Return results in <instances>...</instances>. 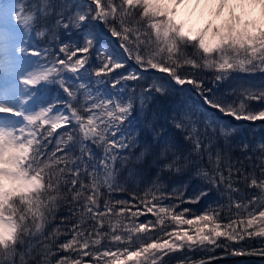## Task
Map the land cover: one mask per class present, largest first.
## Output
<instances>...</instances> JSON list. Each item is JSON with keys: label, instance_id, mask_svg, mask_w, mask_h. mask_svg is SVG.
<instances>
[{"label": "snow or ice", "instance_id": "6c2138e0", "mask_svg": "<svg viewBox=\"0 0 264 264\" xmlns=\"http://www.w3.org/2000/svg\"><path fill=\"white\" fill-rule=\"evenodd\" d=\"M18 5L15 46L0 56V264H212L191 254L264 241V141L249 172L229 139L233 121L264 124V79L246 78L264 74V0ZM192 6L208 10L200 27L182 18ZM178 86L213 113L203 128L183 100L149 108ZM146 156L150 182L135 167ZM165 172L204 183L166 191ZM213 189L227 204L207 202Z\"/></svg>", "mask_w": 264, "mask_h": 264}, {"label": "trees", "instance_id": "16d2710c", "mask_svg": "<svg viewBox=\"0 0 264 264\" xmlns=\"http://www.w3.org/2000/svg\"><path fill=\"white\" fill-rule=\"evenodd\" d=\"M109 45H110V43H109ZM111 46L114 47L113 44H111ZM94 53H95V51H93L91 53L92 63H95L94 61L96 60V55ZM205 73H206V75L210 74V73H208V70H205ZM246 78L251 79L254 83H258L261 79H264V74L256 73L253 76L246 77ZM183 92H184V89L180 90L179 88H177V90L175 91V94L171 97L165 98V97H160L159 95H157L156 99L151 101V104H150L151 108L159 110L161 108H167V107L171 106L176 101L183 100L184 102H187V100H185L182 97ZM192 94H194V93L191 92V95ZM192 106L195 107L194 108V110H195L194 117L202 118L200 127L203 128V121L205 119L211 118L212 116L205 115L202 112H201V114H199L196 111V110H198L196 104L195 103L191 104L189 106V108H193ZM227 121H229L228 118H225V122H227ZM261 125H262V123H259L256 126V125L250 124L248 122H244L241 124L233 122V127L235 128V131H233L231 133V136L229 137L231 144H232V151H231L232 161H234V162L237 160L242 161L244 169L246 171H249V172L253 170L252 165L258 163V161H256V156L259 153L254 151V150L258 148L259 144L262 141H264V130L261 128ZM218 127H219V125L217 124V128ZM210 130L211 129H209V131ZM181 140H182V137H181ZM220 143L223 144V141L221 140ZM245 143L250 146L248 152H242L241 151V147ZM140 147H142V145H138L137 148L133 149V151L138 154ZM249 155L252 156V160L248 159ZM206 159L207 158L205 157V161H206ZM150 162H151V157L146 156L144 164L135 165V167L143 168L146 171L145 179L148 182L151 181L152 177L155 175V173L157 171V169L155 167H148ZM117 167H119V164H117ZM255 171H256V174L259 175V168L258 167L255 169ZM123 175L127 176V172L125 171L123 173ZM161 180L166 185V191H170L173 186L183 185L185 182L188 183L189 191H191L192 188L199 187L202 183H204L198 177L192 176L190 178V174H187V173L175 174V173L165 172L162 174ZM145 187H146V184L143 182H139V181H130L128 183L129 191L138 190L140 192H143ZM239 187H241L242 189L244 188L243 184H240ZM245 191H252V190L245 189ZM114 195L117 198H121V197L129 198L127 192L115 193ZM212 201H219V203L227 204L226 198L220 197L219 193H217L215 189H213V191L209 194V197L207 199V202H212ZM165 202L167 203V201H165ZM173 202H175V201H173ZM201 203L203 205L205 202L202 201ZM182 207H197V208H199L200 206L184 204V205H182ZM66 214H67L66 209H61L58 213L57 220H59V216L66 215ZM149 218H152V217L149 216ZM139 219H140V221H143L145 219V217L142 216ZM262 246H264V241L260 240L259 238L254 239V240H248V241L244 242L243 244L233 245V247H235L237 249L242 248L244 251L258 250ZM229 251H232V248H228V249L216 248L214 252L211 250H208V251H203V252L192 253L191 255L193 256L194 259H202V258H206V257L215 256L217 254L229 252ZM255 252H258V251H255ZM177 255H179V254H177ZM53 264H55V258H53ZM166 264H176V256L166 258ZM218 264H264V260H256V259H249V260H243V261L234 260V261H227V262H222V263H218Z\"/></svg>", "mask_w": 264, "mask_h": 264}, {"label": "rangeland", "instance_id": "374dc122", "mask_svg": "<svg viewBox=\"0 0 264 264\" xmlns=\"http://www.w3.org/2000/svg\"><path fill=\"white\" fill-rule=\"evenodd\" d=\"M6 4L7 5H12L16 11V13L20 16L19 18L22 19L21 15H20V12L17 11V8H18V0H5ZM21 12H22V9H21ZM182 13H183V16L182 18H184L185 20L188 21V23L192 26V27H200L202 26V23L204 22V20L208 17V10L207 9H204V8H201L199 11L195 12V13H189L185 10H182ZM9 28H14L13 25L12 26H9ZM99 31V29H98ZM16 32L12 35L13 37L16 38ZM101 37L103 40H106L108 41V44L110 43V46L111 44L114 45V47L111 46V49L114 50L117 54L122 51L121 49H119L118 47V44H114L115 42V38H109L108 35H104V33L102 32L101 33ZM42 39V38H41ZM14 46L11 47V49L13 48ZM11 49L9 51H11ZM96 55V52L94 53ZM95 63L97 62L96 60L94 61ZM93 63V64H95ZM259 73V72H257ZM134 82L132 81H129V85L131 86ZM110 82H109V87H110ZM139 89H137L138 91ZM182 97L187 100V102H185V104L189 107L191 104L195 103L198 110H196L199 114H201V112L204 114V109L200 108L199 107V101H198V98L196 95L192 94L191 95V92L188 90V87H186L184 89V92H183V95ZM82 98V97H81ZM151 102L149 103V108H151ZM193 108H195L194 106H192ZM134 116H138L139 113L136 112V113H133ZM205 115H208V116H213V113L211 111H208ZM193 119H197V120H200L202 118H198V117H194L193 116ZM202 128V127H201ZM261 128L264 130V124L261 125ZM58 131H61V130H58ZM97 154L99 155L100 152L97 150Z\"/></svg>", "mask_w": 264, "mask_h": 264}, {"label": "bare ground", "instance_id": "6f19581e", "mask_svg": "<svg viewBox=\"0 0 264 264\" xmlns=\"http://www.w3.org/2000/svg\"><path fill=\"white\" fill-rule=\"evenodd\" d=\"M202 7L192 6L185 11L189 13H195L199 11ZM20 16L16 13L14 7L12 5H7L2 11H0V39L5 38L4 40H0V56L8 55L10 56L9 51L12 46H15V37L12 35L15 33L14 28H9L15 23V20Z\"/></svg>", "mask_w": 264, "mask_h": 264}, {"label": "water", "instance_id": "95a60500", "mask_svg": "<svg viewBox=\"0 0 264 264\" xmlns=\"http://www.w3.org/2000/svg\"><path fill=\"white\" fill-rule=\"evenodd\" d=\"M231 120L232 118L229 117ZM235 122V121H233ZM241 122H248L250 124L253 125H258L259 121L257 122H251V121H239V122H235V123H241ZM245 254L243 255H234L232 254V251L229 252H225V253H221V254H217L215 256H211V257H206V258H202V259H210L212 264H218V263H222V262H227V261H234V260H249V259H256V260H264V255L259 254V252H255V251H244ZM251 253V254H249Z\"/></svg>", "mask_w": 264, "mask_h": 264}]
</instances>
